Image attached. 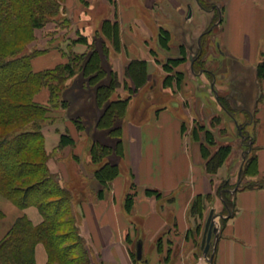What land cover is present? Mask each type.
<instances>
[{
    "label": "crops",
    "instance_id": "obj_1",
    "mask_svg": "<svg viewBox=\"0 0 264 264\" xmlns=\"http://www.w3.org/2000/svg\"><path fill=\"white\" fill-rule=\"evenodd\" d=\"M210 1L214 5L208 11L197 0H66L65 5L73 22V32L80 31L89 42L100 25L94 28L90 16L93 12L91 9L84 11L81 4L88 7L100 3L108 11L103 20L116 16L123 48L121 53L110 50V62L124 80V71L130 61H147L148 83L153 84L151 88L164 80L166 73L162 63L181 56V51L176 52L179 55H172L176 35H183L175 29L164 27L170 31L171 41L168 50L160 46V28L166 25L160 21L163 20L162 15L164 21H170L177 14L183 16L184 10L192 5L193 19L196 14L203 17L205 13L213 14L214 20L218 17L211 31H217L219 56L228 61L233 77L243 83L237 88L239 105L244 112L252 115L247 130L254 137L258 175L249 180L264 181V78L259 79L257 72L264 55V0ZM203 33L192 35H197L200 40ZM184 35L181 38L186 37L187 42L191 40L189 34ZM87 48L88 45L81 43H62L61 49L35 57L31 63L33 70L40 72L55 68L68 61L70 51L83 54ZM189 57L192 70L193 56ZM206 74L194 73L192 77L200 80ZM248 74L252 77L251 85L255 86L251 92L246 87L248 80H244ZM120 93L124 97L123 89ZM35 101L47 105L49 91L43 89L35 96ZM155 105L151 109L149 107L147 120L134 122L131 117L125 119L122 135L125 157L121 160L120 174L101 199L98 198L99 183L94 177L97 167L90 162L91 142L87 135L67 118L65 110L51 112L53 122L44 126L48 168L59 177L65 189L69 187L73 195L72 213L77 219L80 237L89 250L91 264H210L198 244L201 233L195 227L201 224L200 218L191 213L199 195L212 196L204 215L211 211L214 215L219 212L215 216L223 220L219 226L218 219H215L219 236L217 238L213 234L208 252V257L214 255L213 264H264V188L230 190L235 210V215L231 217L217 194L222 181L232 179L228 176L234 174L233 167L229 168V161L211 178L204 170L200 142L189 133L188 114L184 106L174 107L172 102L159 107ZM62 135L71 136L75 144L59 148ZM80 176L88 180L74 187L71 182L80 179ZM148 189L159 191L162 199L147 196ZM129 193L134 194V205L127 212L125 200ZM0 210L4 213L0 220V239L18 217L26 216L34 225L43 221L37 207L22 210L1 197ZM203 229L204 232L205 227ZM138 242L143 244L141 261L135 260L132 255ZM46 251L43 243L37 244L36 264H48Z\"/></svg>",
    "mask_w": 264,
    "mask_h": 264
},
{
    "label": "trees",
    "instance_id": "obj_2",
    "mask_svg": "<svg viewBox=\"0 0 264 264\" xmlns=\"http://www.w3.org/2000/svg\"><path fill=\"white\" fill-rule=\"evenodd\" d=\"M65 1L0 0V197L22 210L35 206L43 218L40 225H34L26 216L15 220L0 239V264H36L35 248L39 243L45 245L48 264H91L89 250L80 237L78 222L72 213L73 195L48 168L49 155L43 129L53 122L51 112L66 111L67 118L90 139V162L97 167L94 177L100 187L98 198H104L113 180L119 176L121 160L125 157L122 135L130 101L149 81L145 60L130 61L124 71V80L113 68L110 50L121 53L123 48L116 16L104 19L89 42L80 31L73 32ZM197 1L204 10H209L208 3ZM48 26L52 28L47 30ZM211 29L212 26L200 37L197 55L193 58L195 73L211 74L204 69L206 61L203 59L206 53L203 43L212 33ZM169 32L163 27L159 32L160 46L166 50L171 41ZM38 33L44 34L42 41L38 39ZM67 42L88 45V50L83 54L70 51L68 61L55 68L33 70L31 63L35 57L61 49L62 43ZM179 48L181 56L162 63L166 73L165 86L179 83L185 77L183 71L176 70L187 60L184 46ZM257 72L262 80L264 55ZM44 88L49 91L47 105L35 101V96ZM122 89L128 93L126 97L121 96ZM216 99L225 113L233 117L235 113L226 99L220 95ZM250 120L239 130L241 136L250 139L252 146L247 145L251 153L246 154L238 181L230 186L229 180H223L217 190L231 217L235 215L231 189L264 188V181L249 180L258 175L254 137L247 130ZM199 131L202 133L204 127L194 129L192 138L200 142L204 170L213 178L233 149L222 145L212 152L209 146L216 145L213 135L204 132L205 140L202 141ZM74 144L71 136L62 135L59 148ZM146 195L157 199L163 196L153 189H148ZM133 197L132 193L126 196L127 212L133 208ZM211 198V195H199L191 208L192 215L201 219ZM3 217L0 210V218ZM67 226L70 232H62ZM201 229V224L195 227L197 232ZM159 250L162 249L159 247ZM132 255L136 260L135 252Z\"/></svg>",
    "mask_w": 264,
    "mask_h": 264
},
{
    "label": "rangeland",
    "instance_id": "obj_3",
    "mask_svg": "<svg viewBox=\"0 0 264 264\" xmlns=\"http://www.w3.org/2000/svg\"><path fill=\"white\" fill-rule=\"evenodd\" d=\"M206 3H208L210 8H212V5H214V3L211 2L210 0ZM81 6L84 8L83 9L84 11L89 12V10L91 9V11L93 12L91 13L90 16L92 18V21H94V28H96L97 25L98 27L99 25H101L103 18L106 17L108 13V11H106V9L103 8V6L100 3H95V5H93L94 10H92L93 6L90 5L88 7H85L84 5L81 4ZM191 6L192 5L189 6V9L187 8L184 10L183 16L177 14L176 17L173 18V20L164 21L165 18H163L164 16L162 15L161 19L163 20H160L167 25V26L163 25V28L170 27L171 29H175V31H179L183 35L187 33L191 38V40L188 41L190 43H188L185 40L186 37L181 38V36L183 35L181 36L176 35L174 44H172V48L174 50V53L172 55H179L176 52L180 51L179 50L180 46H184L188 49L186 50L184 48L185 49L184 53L187 60L178 69H176V70H181L185 73L184 79L179 83L173 82L170 86H165L163 81L162 82L159 81V83H157L158 85L157 86L155 85V88H151L153 84L149 85L148 83L145 87L141 88L137 93L133 95L130 101L129 109H127L128 112L126 118L129 119L131 117L130 120L132 119V121L134 122H139L142 119L147 120L149 117V113H148L149 107L151 109L153 104H156L158 105L157 107H159L163 104L172 102L174 107H178V105L182 107L184 106L183 108L188 114L187 120H189V133L191 136L193 134L194 129L196 128L200 129L201 126H203L204 131L202 133L199 131V137L202 141L205 140L204 132L206 131L210 132L213 135L214 143L216 145L215 146L208 145L211 148L212 152H214L217 149V147L222 145H227L232 147L233 152L231 155H229L230 159L228 158V161H229V168L233 167L232 169L234 171V174H231V176L229 175L228 178H232L229 179V181H230V186H233L237 183L235 181L237 180V173L244 160V157L242 155L245 152H247L246 153L247 155L251 153L250 150L247 149V145L250 144V139L246 140L245 136L244 137L241 136L239 130H240V126L243 123L248 122L250 119H252V115L250 116V114L244 112V110L241 109L242 107L239 105L240 95L237 92L238 91L237 88L241 86L243 83H239L236 76L233 77L234 73L231 72L233 70L230 67L228 61H226L221 56H219L221 52L216 47V42H217L216 30L215 31L212 30L213 31L212 34L208 35L203 43L206 50L205 56H203V59L206 61V65L204 69H207V71L210 72L211 74L207 73L205 75V78L200 80L193 79L192 75L195 72H193L190 68L189 56L191 57L193 56L194 58V56L197 55L199 38L197 35L193 37L192 33L206 32L208 28H211V26L215 25L216 20L212 19L213 14L210 15L206 13L203 14V17H199L198 14H196L193 19L192 18L193 7ZM190 9L192 12L191 13L192 16L190 19H188L190 15V11H189ZM217 21H218V17H217ZM51 26L53 27V25ZM52 27L48 26L47 30ZM43 35L41 33L38 35V39L40 41H42ZM189 48L192 49V51L189 50ZM245 77L246 78L244 80H248V83L250 84L246 86L247 90H250L251 92L254 90L255 87L254 85H251L252 77L250 74H248ZM217 94L225 98L227 103L229 104L228 106H230L233 109L235 113L233 117L227 115V113H225L223 108L219 105L217 99L215 98ZM127 95L128 93L126 92L124 97H126ZM218 106H220L221 109L220 107L218 108ZM183 111L181 114H183ZM78 180H74L73 182H71L72 185H74V187L76 186V184L79 187V185L82 184L81 182H84L85 180L88 179L84 177L81 178L80 176V179L78 178ZM69 186H71V184ZM67 190H70L69 187H67ZM218 213L219 212H217L215 215H217ZM208 215L209 214L203 215V217L200 219L202 229L199 232L201 233L200 236L201 238L199 237L198 244L201 246H202V237H203L202 232L204 230L203 228L206 225L207 222L206 219H208ZM1 219L2 218H0V220ZM222 223L223 221L221 219L217 220V224L219 226L222 225ZM70 230H71L70 227L67 226L63 228L62 232H70Z\"/></svg>",
    "mask_w": 264,
    "mask_h": 264
},
{
    "label": "water",
    "instance_id": "obj_4",
    "mask_svg": "<svg viewBox=\"0 0 264 264\" xmlns=\"http://www.w3.org/2000/svg\"><path fill=\"white\" fill-rule=\"evenodd\" d=\"M191 9H190V15H189V18L192 16L191 14ZM218 98V96H217ZM251 146V143L249 144ZM246 153L245 152L242 156L244 157V160H243V163L241 165V169H240V173H241V170H242V167L244 165V161H245V156H246ZM223 217V216H222ZM216 219V216L214 215V211H211L209 216H208V219L207 222H206V225H205V231L203 232V239H202V249H204V253L206 255V258H208L210 264H213V258H214V255L208 257V252L210 250V244H211V240H212V236L213 234L218 238V232H219V228L218 226L216 227L215 226V221ZM136 256H137V261H141L142 260V257H143V244L142 242H138L137 245H136Z\"/></svg>",
    "mask_w": 264,
    "mask_h": 264
}]
</instances>
